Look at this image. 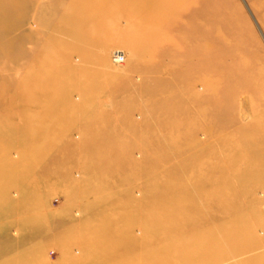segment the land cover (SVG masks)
Wrapping results in <instances>:
<instances>
[{
    "label": "rangeland",
    "instance_id": "obj_1",
    "mask_svg": "<svg viewBox=\"0 0 264 264\" xmlns=\"http://www.w3.org/2000/svg\"><path fill=\"white\" fill-rule=\"evenodd\" d=\"M174 1L0 0V264H264V0Z\"/></svg>",
    "mask_w": 264,
    "mask_h": 264
},
{
    "label": "bare ground",
    "instance_id": "obj_2",
    "mask_svg": "<svg viewBox=\"0 0 264 264\" xmlns=\"http://www.w3.org/2000/svg\"><path fill=\"white\" fill-rule=\"evenodd\" d=\"M146 2L147 3L142 4L140 6H137V5L136 6L130 5L129 6V8L132 7L131 10L136 13V16H134V18L131 19L132 22L136 26H139V27L145 26L147 29H149L150 31H154V32L160 31L162 29L163 25H165V26L167 25L168 27H167V30H166L167 32L165 33V35H166L168 42L174 44L176 41H180L179 46H175V48H178V49H180L182 51H186V52L189 51L188 54L184 53V55L179 56V59L185 60L189 56L190 57L202 56L207 50H209V47L207 45H206L207 47H204V49L206 51H204L201 48L200 40L202 41L203 38L200 35L198 37L197 31H184L183 29H181L179 26L176 25L177 22L180 23V21L181 22L184 21V20H182V17H184L183 19H185L187 21H196L197 17L199 16V12L197 10L193 9L192 11H190L187 14L185 13L184 10H183V12L180 11V12L176 13L174 11V9L171 8V6L168 3L160 4V5H157V4L151 5V4H149L148 1H146ZM173 2L177 3V1H174V0H173ZM142 12H144V15L142 14ZM147 13H151V16H148ZM120 14L123 15L124 12L116 11V13H114V16H115L114 18L120 16ZM201 15H202V13H201ZM163 16L165 17L164 20H162ZM174 33L179 34V37L177 39H174V37H175ZM151 49H152V47H151ZM164 52L161 53V55L159 57H165V56H169L171 58L176 57L170 53L168 54V53H166V52L164 53ZM208 65H210V62L208 63ZM155 68H157V66H155ZM238 68H239V70H242V71L239 73V75L237 77L231 78L229 80L230 88H231V94H230L231 96L230 97H233L234 91L238 87H244V88H249V89L252 88L253 90L256 89V87H258V86H255L256 79H257L256 75L252 74L246 68L242 69L240 67V65H238ZM236 153H238V152H236ZM231 155H233V152L231 153ZM242 165H244V164H242ZM240 167H242V166H240ZM224 168L219 169V174L221 173L220 175H223V173L221 171L224 170ZM229 169H231V167ZM225 171H227V169L224 170V173H226ZM229 171H231V170H229ZM219 176H216V178L217 177L219 178Z\"/></svg>",
    "mask_w": 264,
    "mask_h": 264
},
{
    "label": "built area",
    "instance_id": "obj_3",
    "mask_svg": "<svg viewBox=\"0 0 264 264\" xmlns=\"http://www.w3.org/2000/svg\"><path fill=\"white\" fill-rule=\"evenodd\" d=\"M112 61L115 64H122V63H124V61H125V54L123 52H121V51H115L112 54Z\"/></svg>",
    "mask_w": 264,
    "mask_h": 264
}]
</instances>
